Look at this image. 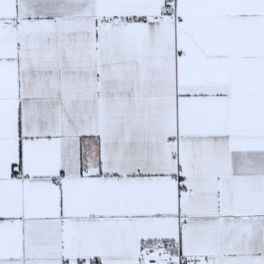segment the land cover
Returning a JSON list of instances; mask_svg holds the SVG:
<instances>
[{
    "label": "snow or ice",
    "instance_id": "obj_1",
    "mask_svg": "<svg viewBox=\"0 0 264 264\" xmlns=\"http://www.w3.org/2000/svg\"><path fill=\"white\" fill-rule=\"evenodd\" d=\"M0 264H264V0H0Z\"/></svg>",
    "mask_w": 264,
    "mask_h": 264
}]
</instances>
